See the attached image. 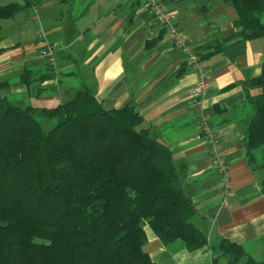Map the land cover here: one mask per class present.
<instances>
[{
  "label": "crops",
  "instance_id": "0c3cea01",
  "mask_svg": "<svg viewBox=\"0 0 264 264\" xmlns=\"http://www.w3.org/2000/svg\"><path fill=\"white\" fill-rule=\"evenodd\" d=\"M160 1L176 14L211 83L199 105L192 95L197 69L187 66L145 0H0L26 6L0 20V82L10 83L0 98L55 107L72 98L84 80L105 108L134 105L151 136L171 148L184 192L197 208L193 223L209 244L229 239L262 261L264 168L248 161L245 135L252 114L244 109L241 81L261 74L264 37L228 41L221 52L205 57L210 43L239 30L233 3ZM48 45L55 66L44 55ZM26 71L37 79L30 86L21 81ZM202 114L218 133L227 182L214 167ZM146 234L145 250L157 264H212L210 245L190 251L182 240L163 244L149 227Z\"/></svg>",
  "mask_w": 264,
  "mask_h": 264
},
{
  "label": "trees",
  "instance_id": "16d2710c",
  "mask_svg": "<svg viewBox=\"0 0 264 264\" xmlns=\"http://www.w3.org/2000/svg\"><path fill=\"white\" fill-rule=\"evenodd\" d=\"M229 1L239 30L210 43L205 57L228 41L264 37V0ZM25 7L0 5V20ZM28 72L21 81L30 86L37 79ZM241 83L252 114L248 161L264 168V64ZM8 86L0 82V91ZM261 188L264 195V178ZM196 213L171 148L134 105L107 109L84 80L55 107L0 98V264H157L145 250L146 227L163 244L182 240L194 251L210 245ZM210 249L212 264H264L229 239Z\"/></svg>",
  "mask_w": 264,
  "mask_h": 264
},
{
  "label": "built area",
  "instance_id": "2783aa9c",
  "mask_svg": "<svg viewBox=\"0 0 264 264\" xmlns=\"http://www.w3.org/2000/svg\"><path fill=\"white\" fill-rule=\"evenodd\" d=\"M149 6V11L160 24L165 27L169 33L171 41L184 55L185 62L188 67L197 69L199 79L192 89V95L199 105L202 99L209 93L211 83L207 78L205 70L200 65V57L196 49L188 42L183 30L176 23V14L165 10L164 5L160 0H145ZM44 55L50 65L55 66L56 60L54 57L53 47L48 45L44 50ZM63 93H61L62 95ZM200 126L206 142L210 147L214 159V167L224 176L225 181H228L227 171L228 164L222 157L219 151V136L217 131L211 126L208 117L202 114L200 117Z\"/></svg>",
  "mask_w": 264,
  "mask_h": 264
},
{
  "label": "rangeland",
  "instance_id": "374dc122",
  "mask_svg": "<svg viewBox=\"0 0 264 264\" xmlns=\"http://www.w3.org/2000/svg\"><path fill=\"white\" fill-rule=\"evenodd\" d=\"M29 99H30V98H29ZM31 104H35V101H34L33 103H31ZM19 105L25 107V106H27V103L22 102V103H19ZM42 123H43V127H44L45 129L50 128V127H51V124H52V122H51L50 120H47V119H44V120L42 121Z\"/></svg>",
  "mask_w": 264,
  "mask_h": 264
}]
</instances>
